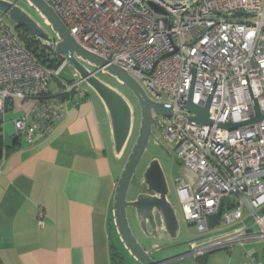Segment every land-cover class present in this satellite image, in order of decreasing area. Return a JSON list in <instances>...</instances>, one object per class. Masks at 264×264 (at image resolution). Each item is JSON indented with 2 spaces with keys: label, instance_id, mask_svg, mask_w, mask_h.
<instances>
[{
  "label": "built area",
  "instance_id": "obj_1",
  "mask_svg": "<svg viewBox=\"0 0 264 264\" xmlns=\"http://www.w3.org/2000/svg\"><path fill=\"white\" fill-rule=\"evenodd\" d=\"M45 1L83 49L128 72L171 109V116L154 117L192 173L177 182L184 220L205 233L223 204L218 226L236 225L191 243V254L264 242V119L250 122L264 116V0ZM13 25L0 17V122L14 112L17 144L39 146L58 130L67 100L88 98L89 88L56 37L41 39L56 61L47 67ZM210 99L211 124L185 109ZM44 218L41 210L40 227Z\"/></svg>",
  "mask_w": 264,
  "mask_h": 264
},
{
  "label": "crops",
  "instance_id": "obj_2",
  "mask_svg": "<svg viewBox=\"0 0 264 264\" xmlns=\"http://www.w3.org/2000/svg\"><path fill=\"white\" fill-rule=\"evenodd\" d=\"M9 135L2 124L9 149L0 161V264H113V199L123 167L97 95L67 100L63 121L42 145L13 146L5 142ZM41 210L43 227L37 222ZM174 243L181 242H167ZM226 250V264H264V242ZM217 251L194 256L177 248L165 255H180L176 264L189 257L211 264L209 254Z\"/></svg>",
  "mask_w": 264,
  "mask_h": 264
},
{
  "label": "water",
  "instance_id": "obj_3",
  "mask_svg": "<svg viewBox=\"0 0 264 264\" xmlns=\"http://www.w3.org/2000/svg\"><path fill=\"white\" fill-rule=\"evenodd\" d=\"M25 1L36 10L44 20L45 25L55 34L58 40L57 48L69 57L80 78L104 105L109 120L113 152L117 157L123 155L129 144L133 134L136 112L132 103L122 92L99 79L94 74L95 71L92 72L86 64L94 67L96 71L99 70L115 78L136 99L140 111L138 134L115 188L113 224L124 249L137 264H170L175 262L180 255H163L157 260L153 257L154 254L168 253L183 245L182 243L167 244V242L176 241L180 237L181 221L175 206L169 199L170 191L160 158L153 156L145 166L139 181V186L144 192L139 193L134 200L129 198L131 185L151 142L168 155L171 154L153 130L154 127L158 128L154 115L171 116V109L163 103L153 101L143 86L128 72L83 49L45 0ZM0 12L2 17L7 18L16 28H25L40 39L51 40V36L45 29L21 8L18 2L0 0ZM210 101L211 99L204 108L189 102L185 109L196 114L195 120L197 122L211 124L208 115ZM263 119L264 116L258 113L257 117L250 122H258ZM250 122L232 124L226 127L234 130ZM17 139V136L13 137L12 145L16 143ZM3 150L0 148V161L3 157ZM129 209L133 210L137 229L143 237L152 242H164L163 245L152 244L150 250H147L141 244L131 227L128 218ZM222 209L223 204L216 215L209 217L210 228L218 226ZM198 241L201 239L193 242ZM193 242L187 244L191 245ZM186 254L192 255L190 250Z\"/></svg>",
  "mask_w": 264,
  "mask_h": 264
},
{
  "label": "rangeland",
  "instance_id": "obj_4",
  "mask_svg": "<svg viewBox=\"0 0 264 264\" xmlns=\"http://www.w3.org/2000/svg\"><path fill=\"white\" fill-rule=\"evenodd\" d=\"M7 1L18 2V5L21 8H23L27 13H29V15H31V17H33V19L35 21H37L41 25V27H43L45 29V31L51 36V39H53L55 37V34L51 31V29L48 26L45 25L44 20L40 17V15L36 12V10L33 7L29 6V4L25 0H7ZM0 17H2L1 12H0ZM5 19L7 21H9L7 18H5ZM10 24L13 25L12 22H10ZM46 41H49V40H46ZM86 66L89 69L95 71L94 67L89 66L87 64H86ZM72 72H73V70H71L69 68L66 69V71L64 73V77L71 79L72 78ZM97 76L103 82L109 84L110 86L115 87L117 90L122 92L129 99V101L132 103V105L135 109L136 115H137L135 118L133 134L131 136L129 144H128L127 148L125 149L123 155H121L119 157L120 165H121V167H124V165L128 159V156L131 152V149L135 143V140L137 138V134H138L139 118H140L139 106L137 104L136 99L131 94V92H129L124 86L119 84L115 78L111 77L108 74L102 73V72H98ZM87 91H88V93L90 92L92 95L95 96V93L92 90H91L92 92L89 89H87ZM15 117H17V115L14 112L9 111L5 115V119H4V127H8V129L10 130L9 136H12V137L15 136L16 130H15L13 121H11V120H14ZM10 125H12V130L10 128ZM6 130H7V128H6ZM155 133L158 136V138L164 143V145L168 148V150L170 151L171 154L168 155L167 153H165L164 151H162L161 149H159L155 145L149 146V148H148V150H147V152L143 158V161H142L141 165L139 166L137 175H136V177H135V179L131 185V189L129 192V198L134 197V193L136 191V188L138 187V183L140 181L141 175L145 169L146 164L148 163V161L153 156H156V157L160 158V160H161L163 171H164L166 179H167V183H168V187H169V191H170V198L169 199L172 202V204L175 206L178 218L181 221V233H180V237L177 239V242H181L183 245L180 246L178 249L186 250V252H189L190 245L187 243L197 241L199 239L202 240L203 238L210 237L213 235H217L220 233H224L230 229L235 228L236 225L225 226L223 224H220L216 228H211L207 232L201 233L198 231V229L196 227L190 226L187 224V222L184 220V216H183L181 205H180L179 198H178L177 182L180 180L189 181L191 176H192V173L186 167H184L182 164L179 163V161L177 160V158L175 156L173 149L168 145L167 140L162 137L161 133L158 130H155ZM12 137L11 138L10 137L5 138V142L7 144H11L12 143ZM128 218L130 220L131 227H132L135 235L137 236L138 240L140 242H144L143 236L137 230V226L135 223L136 221L134 219V212L131 209L128 210ZM118 237L116 236L114 238V240L116 241V243H115L116 246H115V249L113 250L114 254H115L114 255L115 260L117 263L120 262V259L118 258L117 254L121 255L122 257H127V258L129 257L131 259V256H128V252L124 249L122 243L119 242ZM209 256L214 259V263H211V264H226L230 254L225 249V250H219L217 252H212L209 254ZM189 259L190 260L188 261V263H180L179 262L177 264H195V263L196 264H202L200 261L196 262L193 259V257H191V258L189 257ZM170 264H176V262H173Z\"/></svg>",
  "mask_w": 264,
  "mask_h": 264
},
{
  "label": "trees",
  "instance_id": "obj_5",
  "mask_svg": "<svg viewBox=\"0 0 264 264\" xmlns=\"http://www.w3.org/2000/svg\"><path fill=\"white\" fill-rule=\"evenodd\" d=\"M18 32V36L20 38L21 43L25 46V48L35 57L37 60L42 63L43 65L47 67H53L56 64V61L53 58L52 53L49 51L47 46L43 43V41L32 34L30 31H28L25 28L18 27L16 28ZM2 123L0 122V126ZM14 145H18L17 142ZM13 145V146H14ZM0 148H4V140L3 137L0 136ZM9 149V147H6V151ZM115 248H113L114 250ZM114 251L112 253V262L113 264H129L127 259L125 257H122L121 255L117 254L118 258L120 259V262H116Z\"/></svg>",
  "mask_w": 264,
  "mask_h": 264
},
{
  "label": "flooded vegetation",
  "instance_id": "obj_6",
  "mask_svg": "<svg viewBox=\"0 0 264 264\" xmlns=\"http://www.w3.org/2000/svg\"><path fill=\"white\" fill-rule=\"evenodd\" d=\"M137 116V115H136ZM153 130H154V132H155V130H158V128H156V127H154L153 128ZM159 131V130H158ZM150 145H155L153 142H151V144ZM156 146V145H155ZM157 147V146H156ZM143 190H142V188H140V186H139V183H138V187L136 188V191H135V193H134V197L133 198H130L131 200L133 199H135V197L139 194V193H141ZM144 192V191H143ZM136 223V222H135ZM137 226V225H136ZM138 230V229H137ZM138 232L140 233V231L138 230ZM141 234V233H140ZM142 235V234H141ZM143 236V235H142ZM143 239H144V242H141V244L147 249V250H150V246L152 245V244H158V243H154V242H152L151 240H148V239H146V238H144L143 237ZM166 253H163V254H154L153 255V257L157 260V259H159L161 256H163V255H165ZM128 256H130L129 254H128ZM126 259H127V261H128V263L129 264H137L134 260H133V258H127V257H125Z\"/></svg>",
  "mask_w": 264,
  "mask_h": 264
}]
</instances>
